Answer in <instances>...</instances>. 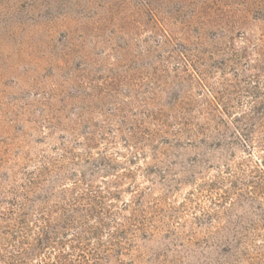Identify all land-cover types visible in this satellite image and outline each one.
Segmentation results:
<instances>
[{
	"label": "rangeland",
	"instance_id": "374dc122",
	"mask_svg": "<svg viewBox=\"0 0 264 264\" xmlns=\"http://www.w3.org/2000/svg\"><path fill=\"white\" fill-rule=\"evenodd\" d=\"M263 137L264 0H0V264H264Z\"/></svg>",
	"mask_w": 264,
	"mask_h": 264
},
{
	"label": "trees",
	"instance_id": "16d2710c",
	"mask_svg": "<svg viewBox=\"0 0 264 264\" xmlns=\"http://www.w3.org/2000/svg\"><path fill=\"white\" fill-rule=\"evenodd\" d=\"M261 145L264 146V137L261 140ZM78 189L79 187L75 186L68 193V200L63 198L62 205L55 207L56 210L53 211L54 218L53 216H48L47 229H50V231L43 230L37 237L38 246L35 249L36 253H39L44 247H51L52 245L64 248L63 251L65 248L71 250L75 248V246L58 239L59 229L63 231L64 229L75 228L73 237L75 238L74 242L77 244L83 239L85 234L95 237L101 234V230L105 227V220L109 219L110 215V212L104 206L101 190H94L92 187H87L83 190ZM90 218L94 220L96 225L89 228L86 226V221ZM116 228H121L119 232L126 234L129 230V224L127 222L125 224L116 223ZM122 243L113 244V248L104 251L103 259L122 255ZM98 259L100 258L98 257ZM55 261L56 264H67L63 252L56 256Z\"/></svg>",
	"mask_w": 264,
	"mask_h": 264
}]
</instances>
